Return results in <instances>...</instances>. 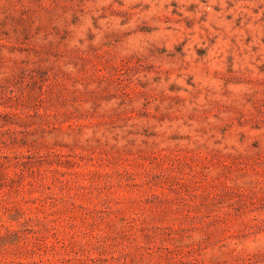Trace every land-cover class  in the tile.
I'll use <instances>...</instances> for the list:
<instances>
[{"label": "rangeland", "instance_id": "1", "mask_svg": "<svg viewBox=\"0 0 264 264\" xmlns=\"http://www.w3.org/2000/svg\"><path fill=\"white\" fill-rule=\"evenodd\" d=\"M0 264H264V0H0Z\"/></svg>", "mask_w": 264, "mask_h": 264}]
</instances>
